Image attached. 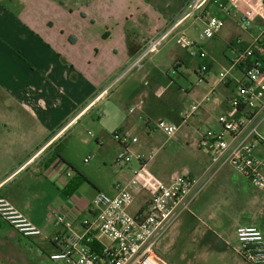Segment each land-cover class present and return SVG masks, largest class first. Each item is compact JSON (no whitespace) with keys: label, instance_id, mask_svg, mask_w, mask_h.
Segmentation results:
<instances>
[{"label":"crops","instance_id":"1","mask_svg":"<svg viewBox=\"0 0 264 264\" xmlns=\"http://www.w3.org/2000/svg\"><path fill=\"white\" fill-rule=\"evenodd\" d=\"M188 1L190 0H0V97L3 96L0 98V166L4 168L3 173H0V196L7 198L40 227L43 232L41 237L49 235L51 243L60 251L61 248L55 241L58 234L84 235L90 230L96 244H105L102 236L97 234V210L92 205L93 196L101 190H96L94 194L81 192L80 180L73 174L71 177L65 176L72 163L61 153L63 136L108 96L109 90L102 93L106 89L101 88L104 79L121 73L149 37L163 31L180 16ZM225 1L234 3L254 17L252 26L248 30H242L236 16H227L225 25H229L231 32L239 30L229 39L228 48L236 38L252 41L263 28L259 26L261 21L256 20L260 18L257 15L261 12L259 0ZM213 4L215 3L210 5ZM198 19L201 18L196 20ZM214 40L208 44L202 43L208 53L206 62L211 68L210 76L203 81L209 86L208 91L212 85L218 84L217 75L228 66L229 61L225 51L224 59L219 60L216 51L221 42ZM180 50L175 46L168 55V65L173 69L178 64V71L188 65ZM199 61L201 63L200 59ZM214 63L220 65L216 74L212 71ZM160 66L155 65L149 73L142 75L141 84L136 78L130 80V85H135L131 93L135 94L140 109L145 106L150 109L154 103L147 101L150 90L155 89V97L162 96L163 87L156 80L152 83V89L151 86L148 89L141 86L144 79L161 70ZM197 68L199 69V65ZM139 72L135 74L138 75ZM195 73L199 76L197 71ZM235 76H238V72ZM144 81L145 85H150L147 80ZM233 90L234 84L231 81L226 86L219 85L208 106L205 107V104L202 107H205L206 113L220 107L225 109L217 112L216 122L219 114L231 109ZM185 91L187 94L192 93L189 87ZM206 93L194 91L195 100ZM167 108H170L169 104ZM140 117L128 116L119 129L129 131L135 123H139ZM146 124L149 126L148 121L145 126ZM181 124H185L183 120ZM181 124H178L179 129ZM263 125L261 132L264 135ZM96 138L98 143L102 141L100 137ZM57 151H60V156H56ZM31 166V174L42 175L45 187L53 190L56 187L57 193L50 196L52 204L57 205L54 214L58 212L66 215L65 221L56 222L61 223L62 227L50 230L51 221L46 223L32 212L30 195L8 185L13 176L29 171ZM81 177L84 178L82 175ZM147 179H141L144 187L151 185ZM116 193L115 186L110 188L109 194ZM47 196L50 197L49 192ZM148 197V193L144 191L136 193L135 201L128 210L137 213ZM180 223L168 232L157 248L160 257L168 264H233L234 260L238 261V256L241 257L238 248L230 246L227 238L229 235L225 236V233L210 225H206L203 231H191L183 235L177 228ZM3 230L11 231L21 244L34 245L33 238L22 236L0 217V233ZM181 238L187 239L186 247L177 255L175 247ZM17 251L16 256L7 257L15 264H30L25 256L26 250ZM66 262L72 264L67 260Z\"/></svg>","mask_w":264,"mask_h":264},{"label":"rangeland","instance_id":"2","mask_svg":"<svg viewBox=\"0 0 264 264\" xmlns=\"http://www.w3.org/2000/svg\"><path fill=\"white\" fill-rule=\"evenodd\" d=\"M230 5L234 6L232 2ZM210 6L213 18L224 19V21L227 19V14L220 12L215 4ZM260 11L257 15L260 18H256V20L259 19L261 21L259 26L264 27V1L263 9L261 8ZM250 17L253 21L254 17L252 15ZM204 27L205 21L202 19L187 18L174 31V35L172 34L168 39L166 46L164 45L158 52L152 53L144 59L141 69L133 70L116 83L115 80L120 73L104 79L101 88H108V96L85 114L74 127L65 133L62 139L61 153L64 158L72 163V166L68 168L73 176L80 180L81 192L86 191L94 194L96 190H101L110 193V188L116 187L119 182L124 183L128 180L126 178L130 179L132 169L139 166L135 158L127 165L123 163L119 166L115 163V159L121 150V146L115 138L116 133L128 134L129 137L136 138V142L131 146L132 151L134 153L143 152L150 156L146 168L139 175V179L147 177L151 188H154L157 183L168 181L174 172L200 176L208 169L211 161L216 158V147L212 142L202 145L200 142L201 135L197 131L200 128L206 129L208 127L220 129L215 115L225 109L220 107L218 110H209L206 113L204 109L210 101L194 117L185 124H181V117L196 99L194 91L199 90L206 93L209 89L208 85L198 82L199 76L195 71L199 72L197 67L200 61L191 55L194 49L189 44L192 39H200ZM238 31L231 32L229 25L226 24L217 30L215 38H205L203 43L208 44L210 41L218 39L221 44L216 53L219 60H223L224 51L228 57L233 55V51L228 48L227 43L231 36ZM175 46L181 49L180 51L184 53L183 56L188 63L187 67L181 68V71L174 69L178 68V64L173 69L171 65H168L170 62L169 51ZM139 53L140 51L137 52L136 56ZM155 65H161V70L157 74L156 72L152 74L150 78L144 79L150 85H145L143 80L141 86L147 89L151 86L150 89H152L154 87L152 83L156 80L158 85L163 87L162 96L161 98L155 97L153 93L155 89L150 90L147 101L150 104L152 101L154 103L150 109L149 107L146 109V106L140 109L137 106L135 94L131 93L135 85H130V80L136 78L140 83L142 75L149 73ZM219 70L220 65L214 63L213 74ZM137 72H139L138 75L135 74ZM188 87L192 91L190 94L185 91V88ZM168 104L170 105L169 109L167 108ZM133 107L135 111L130 113L129 110ZM128 116L140 117L139 123H135L129 131H122L119 128ZM160 119L181 124V128L175 136L167 137L160 129L156 128ZM147 121L149 126L147 124L145 126ZM97 136L102 139L99 143ZM87 157H90L89 161L85 160ZM32 170L33 166L30 167L29 171L13 176L8 185L21 193L30 195L32 212L46 223L50 220V230L62 227L61 223H56L57 218L54 214L56 210L54 211V209L57 205L56 203L52 204V197L50 196L57 193L56 187L54 190L48 189V186L45 187V181L42 180L44 179L43 176H33ZM3 171L4 168L0 166V173ZM48 192L50 197L47 196ZM179 222L181 223L177 228L183 235L191 231H203L206 229V225H210V227L225 233V236L229 235L227 238L230 240V246L237 249L240 247L235 234L238 226L253 224L264 232V192L260 191L230 164H226L198 195L193 203L192 211L183 215L177 224ZM48 236L34 237V246L30 243H19L11 231L3 230L0 233V250L2 252L0 253V264H15L7 256H16L18 254L17 249L26 250L25 256L30 264H67L64 258L52 259V256L60 255L61 251L51 243ZM101 239L105 244L109 243L107 236H102ZM186 240L181 238L180 243L175 247L177 255L183 252L186 247ZM233 255L238 256V254ZM238 257V261L234 260L233 264H248L240 256ZM175 262L173 261V263ZM178 263L182 264L181 262Z\"/></svg>","mask_w":264,"mask_h":264},{"label":"built area","instance_id":"3","mask_svg":"<svg viewBox=\"0 0 264 264\" xmlns=\"http://www.w3.org/2000/svg\"><path fill=\"white\" fill-rule=\"evenodd\" d=\"M263 1L259 0L260 10L263 9ZM211 3L218 5L227 16H236L241 29L248 30L252 26L250 15L234 3L231 6L230 1L190 0L170 26L147 39L139 55L127 63L115 83L133 70L141 69L144 59L158 52L174 31L190 17L205 21L200 39L189 42L194 49L191 55L201 60L198 82L205 81L210 76L211 68L206 62L208 53L202 45L203 39L213 38L217 30L225 26L224 19L211 16ZM230 49L233 55L229 57L228 66L218 73V84L212 85L206 94L195 100L182 116L183 123H186L212 100L219 85L226 86L230 81L233 82L231 109L217 117L220 129L208 127L197 131L201 135L202 145L212 142L216 147V158L208 169L200 176L174 172L168 181L157 183L154 188L150 185L144 187L139 175L150 156L132 151L131 146L136 138L116 133L115 138L121 150L115 163L127 165L135 158L139 166L132 169L130 179L116 184L115 195L97 191L92 198V205L97 210V234L107 236L110 242L97 252L92 248L95 237L90 230L84 235L58 234L55 241L61 253L53 256L54 259L64 258L72 264H168L157 252L159 243L183 215L191 212L198 195L223 166L230 164L264 192V135L261 132L264 123V27L250 42L243 38L234 39ZM236 72L238 76H235ZM134 111V107L130 109L131 113ZM156 128L167 137H173L179 125L160 119ZM89 159L87 157L85 160ZM65 176L71 177L72 172L66 171ZM143 191L149 195L146 203L137 213H131L128 207L134 203L136 193ZM55 215L59 222L66 220L63 213L57 212ZM0 217L26 238L43 234L40 227L3 196H0ZM235 234L240 243L238 252L241 257L250 264H264L263 230L256 225L245 224L238 226Z\"/></svg>","mask_w":264,"mask_h":264},{"label":"trees","instance_id":"4","mask_svg":"<svg viewBox=\"0 0 264 264\" xmlns=\"http://www.w3.org/2000/svg\"><path fill=\"white\" fill-rule=\"evenodd\" d=\"M174 67H175V66H174ZM175 69H176V68H175ZM198 73H199V72H198ZM56 156H60V151H57ZM70 166H71V165H70ZM92 248H93L95 251L99 252L100 250L103 249V246H102L99 242L96 244V241H94V242L92 243Z\"/></svg>","mask_w":264,"mask_h":264}]
</instances>
